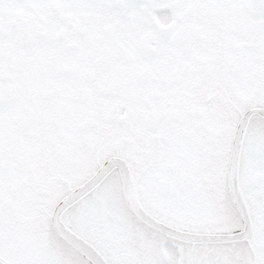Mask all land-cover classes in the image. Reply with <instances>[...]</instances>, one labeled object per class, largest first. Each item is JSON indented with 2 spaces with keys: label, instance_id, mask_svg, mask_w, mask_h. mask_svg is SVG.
I'll use <instances>...</instances> for the list:
<instances>
[{
  "label": "flooded vegetation",
  "instance_id": "af4514ba",
  "mask_svg": "<svg viewBox=\"0 0 264 264\" xmlns=\"http://www.w3.org/2000/svg\"><path fill=\"white\" fill-rule=\"evenodd\" d=\"M262 104L260 0H0V260L255 255L264 220L230 189L259 206ZM73 198L83 246L56 223Z\"/></svg>",
  "mask_w": 264,
  "mask_h": 264
},
{
  "label": "snow or ice",
  "instance_id": "6c2138e0",
  "mask_svg": "<svg viewBox=\"0 0 264 264\" xmlns=\"http://www.w3.org/2000/svg\"><path fill=\"white\" fill-rule=\"evenodd\" d=\"M261 3H264V0H260ZM258 113H264V104H262L257 110ZM258 120V122H257ZM241 125L244 129V138L248 140L253 133V130H258L261 137L264 138V115H259L258 117L254 116L252 118H244L241 120ZM260 187L262 189L261 195L253 196L254 200L259 201V206L252 202V200H247L245 203H241L239 199V192H247L249 195H252L251 189L246 188L241 185L239 192L233 184L230 189V199L235 197L233 201L234 204L239 205L238 209L235 210V216L239 219L242 227L247 229V221L253 216L254 213H260L261 219L264 220V181H261ZM226 191L228 189L226 188ZM86 205L84 201L75 200L67 202L65 208H61L56 214V223L60 226L61 230L67 229L64 232L65 236L69 240L74 241L76 244L81 243L80 239H77V236L82 237L84 241L91 239L89 233V225L87 223L88 217L85 216ZM214 206L211 203H200L194 205L191 211L194 214V217H203L210 215L214 212ZM188 248L192 250L194 255L200 256L203 253V248L198 247L192 242L189 243ZM256 254H249L246 258H220V257H210L207 254H204V258H197L194 260L185 261L184 264H264V244H261L256 248ZM0 264H5V261L0 260ZM28 264H105L104 261L100 260L98 257L95 261H85L83 259H77L72 262L60 261L52 258L31 261Z\"/></svg>",
  "mask_w": 264,
  "mask_h": 264
}]
</instances>
